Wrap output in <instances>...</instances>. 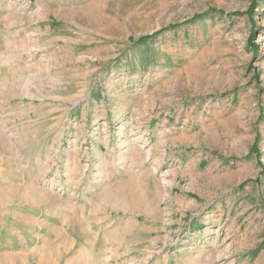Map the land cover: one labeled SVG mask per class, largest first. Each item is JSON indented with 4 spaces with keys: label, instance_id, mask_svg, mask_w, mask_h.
<instances>
[{
    "label": "rangeland",
    "instance_id": "rangeland-1",
    "mask_svg": "<svg viewBox=\"0 0 264 264\" xmlns=\"http://www.w3.org/2000/svg\"><path fill=\"white\" fill-rule=\"evenodd\" d=\"M0 264H264V0H0Z\"/></svg>",
    "mask_w": 264,
    "mask_h": 264
},
{
    "label": "trees",
    "instance_id": "trees-1",
    "mask_svg": "<svg viewBox=\"0 0 264 264\" xmlns=\"http://www.w3.org/2000/svg\"><path fill=\"white\" fill-rule=\"evenodd\" d=\"M147 39H144L143 41H146Z\"/></svg>",
    "mask_w": 264,
    "mask_h": 264
}]
</instances>
